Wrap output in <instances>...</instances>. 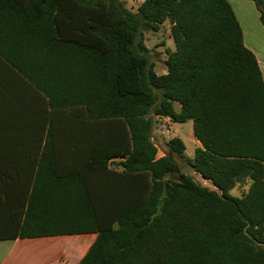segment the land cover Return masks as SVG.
<instances>
[{"label": "trees", "instance_id": "16d2710c", "mask_svg": "<svg viewBox=\"0 0 264 264\" xmlns=\"http://www.w3.org/2000/svg\"><path fill=\"white\" fill-rule=\"evenodd\" d=\"M124 1L0 0L3 65L51 115L80 114L82 131H97L81 160L109 180V196L94 197L79 173L45 192L37 175L0 239L96 233L79 264H264V83L231 6L143 0L133 12ZM250 1L264 26V0ZM165 23L174 50L158 75L142 37ZM155 116L191 121L202 147L188 158L176 137L156 158ZM53 159L43 152L39 167ZM113 159L120 171L106 170Z\"/></svg>", "mask_w": 264, "mask_h": 264}, {"label": "crops", "instance_id": "0c3cea01", "mask_svg": "<svg viewBox=\"0 0 264 264\" xmlns=\"http://www.w3.org/2000/svg\"><path fill=\"white\" fill-rule=\"evenodd\" d=\"M227 2L240 26L243 44L254 55L264 83V26L259 21L257 8L250 0ZM96 136L97 131H82L80 114L71 117L64 113L51 115L42 96L0 60L1 235L10 237L21 222L18 213L26 208L37 175L43 192L50 185L58 190L65 178L79 173L94 197L109 196L108 176H98L96 166L90 160H81V153L89 152L95 146ZM182 143L188 158L202 147L193 136L192 122L190 136ZM189 148L191 153H187ZM43 152H52L54 159L40 168ZM121 160H108L106 170L120 171L117 163ZM115 161L116 166L113 165ZM251 182L246 179L244 185L237 184L234 189L243 191L233 196L242 197ZM96 238V233L3 238L0 239V264H79Z\"/></svg>", "mask_w": 264, "mask_h": 264}, {"label": "rangeland", "instance_id": "374dc122", "mask_svg": "<svg viewBox=\"0 0 264 264\" xmlns=\"http://www.w3.org/2000/svg\"><path fill=\"white\" fill-rule=\"evenodd\" d=\"M125 7L131 11H136L137 7L142 3V0H125ZM143 44L148 50L147 57L149 61L153 65V70L156 74L161 75L165 73V65L164 61L167 59V56L170 52L174 50V45L170 35V25L165 23L159 30L157 31H145L143 32ZM179 106L175 104V109L178 110ZM152 131L155 133V142L163 153H167L168 148L167 144L163 139H160L156 135V122L155 119H152ZM174 128L176 130V136L180 140L186 142L190 136L191 132V121H187L183 124H175ZM187 153H191V149L189 148ZM186 156V154L184 153ZM174 160L178 165H180V161L178 158L173 157ZM116 161L113 162V165L116 166ZM181 171L184 173L191 174V171L188 168H182ZM177 175V173H175ZM195 180H197L200 184L204 185L205 187L211 188V184L207 181H203L200 179L199 176H193ZM242 189L236 188L231 191L232 195H240L242 193Z\"/></svg>", "mask_w": 264, "mask_h": 264}, {"label": "built area", "instance_id": "2783aa9c", "mask_svg": "<svg viewBox=\"0 0 264 264\" xmlns=\"http://www.w3.org/2000/svg\"><path fill=\"white\" fill-rule=\"evenodd\" d=\"M154 119H155L156 126H157L156 128L157 137H159L160 139H163L166 143L170 141L171 139L176 138V130L174 128L175 123H173L169 117L155 116ZM150 140L157 149L156 158L163 157L165 153L159 150L155 142V133H151Z\"/></svg>", "mask_w": 264, "mask_h": 264}]
</instances>
